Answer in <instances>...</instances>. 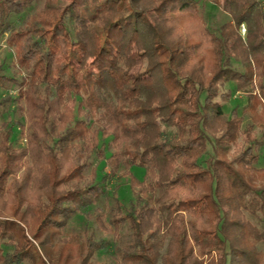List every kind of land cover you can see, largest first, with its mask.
<instances>
[{
    "label": "trees",
    "instance_id": "1",
    "mask_svg": "<svg viewBox=\"0 0 264 264\" xmlns=\"http://www.w3.org/2000/svg\"><path fill=\"white\" fill-rule=\"evenodd\" d=\"M36 1L40 8L23 26L7 21ZM210 1L222 5L232 25L219 36L204 30L213 66L206 78L200 40L171 35L175 19L201 25L195 0H158L150 22L132 0H0V36L7 34L23 72L0 74V108L13 104L25 117L24 124L0 123V264H69L68 255L52 262L50 248L64 242L78 214L118 237L129 228L131 240L115 264H264L256 248L264 229L244 217L264 215L258 143L249 137L226 160L220 146L235 141L241 120L235 110L225 119L214 101L233 83L247 95L253 118L257 107L264 115V0ZM242 23L247 45L235 31ZM230 57L243 72L231 68ZM252 66L259 69L256 82ZM14 128L24 146L12 139ZM214 132L221 134L212 141ZM102 137L109 138L107 156ZM208 145L220 156H209ZM100 162L109 174L97 175ZM132 168L144 171L141 180ZM119 173L134 199L114 200L108 226L99 207L90 208L105 194L104 180ZM83 241L73 264H89L93 253L107 249L91 233ZM195 249L214 258L201 260Z\"/></svg>",
    "mask_w": 264,
    "mask_h": 264
},
{
    "label": "rangeland",
    "instance_id": "2",
    "mask_svg": "<svg viewBox=\"0 0 264 264\" xmlns=\"http://www.w3.org/2000/svg\"><path fill=\"white\" fill-rule=\"evenodd\" d=\"M135 2L137 8L144 10V15L147 20L150 22L151 19V9L155 6L158 0H132ZM197 2L199 16L201 25L199 27H194L189 23H182L180 19H175V31L171 32L172 36L181 34L182 37H185L189 40V43L198 42L200 40L201 47L198 48L197 58L202 59L201 63L204 67V74L206 78L210 77L213 72V66L210 59V53L207 43V34L204 30L213 36H219L222 28L231 24L230 15L225 12L222 5H215L210 0H195ZM222 3V0H220ZM41 3L39 1L34 2L30 7L21 12L20 14L13 15L8 18V22L14 27H20L25 24V22L40 8ZM148 9V10H147ZM178 20V21H177ZM172 25V24H170ZM261 26L263 28L264 34V19L261 21ZM236 33L240 36L244 45H247L246 36L248 34V26L245 23L240 24L235 28ZM188 36V37H187ZM7 34L0 36V74L7 76H16L21 77L23 75L22 70L18 64L17 57L14 52L8 47L6 42ZM197 60V59H196ZM195 60V61H196ZM229 63L232 69L238 70L240 72L244 71V65H242L240 60H235L233 57L229 58ZM190 67V66H189ZM253 78L256 82L258 80L259 69L255 66H252ZM257 92V91H256ZM10 96H15V91L8 90ZM4 91H0V97L4 96ZM221 94V95H220ZM219 97L214 99L215 102H218L223 109L224 118L229 119L231 117V111L235 110L236 115L240 118L241 122L239 123V131L236 135L234 142H229L226 147L221 145V152L224 153L223 157L226 160H232L236 157L243 149H245L249 144V137L257 141L258 146L254 151V165L256 168L264 167V115L260 111V108L255 109L256 116L259 118L254 119L253 114L249 112L247 106V95L241 91L234 90L233 83H226L224 87L219 91ZM69 106L75 109V103L69 102ZM0 123L2 120L13 122V123H23L25 122L24 114L14 109V105H7L2 112V107L0 108ZM18 128H14L12 139H16V144L19 146L25 145L24 135L19 133ZM25 134V132L23 133ZM220 132H214L208 134L212 139L216 140L220 136ZM224 141V139H222ZM101 142H103V149L105 156L111 152L109 147V138L102 137ZM206 152L209 156L217 158L220 155L219 148L213 149L212 145H208ZM207 155V156H208ZM96 167V173L98 176L103 175L104 173L109 174V168L106 163L100 162L94 164ZM132 174L138 179L141 180L143 177L144 171L140 168H132ZM89 173V171L87 172ZM261 182H258L257 185H260ZM103 187L105 189V194L98 199V202L90 208V211H93L95 207H99L100 213L103 215L105 222L108 226V211L113 206L114 200H119L123 205H127L131 200H133V190L130 186V181L128 177L122 176L120 173L108 178L103 182ZM244 217L250 224L255 225L259 229H264V215L257 211L256 216L250 214V212H244ZM28 225L26 224L25 229L27 230ZM26 233V232H25ZM87 233H91L93 240L99 242H105L107 245L106 251H98L91 255L89 258V264H115V257L117 251L121 248L122 245L128 243L131 240V232L127 226H123L119 231V237L112 234V232H106L101 230L93 219L86 217L85 215H74L69 221L66 229L63 231L64 242L53 244L50 248V258L52 262L57 261L59 258L62 262L66 255L70 257L69 264H73L77 260L79 261L78 254L80 252V241H83V238ZM84 242V241H83ZM168 238H163L161 245L159 247L160 256L165 252L167 247ZM256 248L258 251L264 252V241L256 243ZM195 255L201 260L209 261L214 258V254L211 255H201L198 250L195 249ZM216 258V257H215Z\"/></svg>",
    "mask_w": 264,
    "mask_h": 264
}]
</instances>
